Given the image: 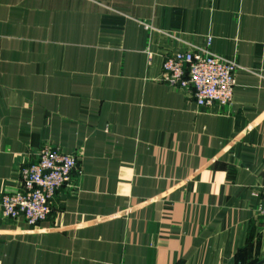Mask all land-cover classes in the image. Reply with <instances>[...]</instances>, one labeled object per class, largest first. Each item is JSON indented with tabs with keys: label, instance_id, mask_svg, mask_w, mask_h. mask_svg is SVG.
I'll return each mask as SVG.
<instances>
[{
	"label": "crops",
	"instance_id": "0c3cea01",
	"mask_svg": "<svg viewBox=\"0 0 264 264\" xmlns=\"http://www.w3.org/2000/svg\"><path fill=\"white\" fill-rule=\"evenodd\" d=\"M229 107L161 81L207 48ZM79 154L52 214L2 216L24 166ZM264 0H0V264H264Z\"/></svg>",
	"mask_w": 264,
	"mask_h": 264
},
{
	"label": "built area",
	"instance_id": "2783aa9c",
	"mask_svg": "<svg viewBox=\"0 0 264 264\" xmlns=\"http://www.w3.org/2000/svg\"><path fill=\"white\" fill-rule=\"evenodd\" d=\"M207 48L179 51L165 58L161 81L172 88L187 89L200 108L214 104L229 107L237 85L238 65L234 60L213 54ZM79 154L51 145L41 147L38 157L24 166L19 189L1 198L2 216L23 218L37 226L52 214V201L59 190L70 185L78 169ZM264 214V200L260 205Z\"/></svg>",
	"mask_w": 264,
	"mask_h": 264
}]
</instances>
